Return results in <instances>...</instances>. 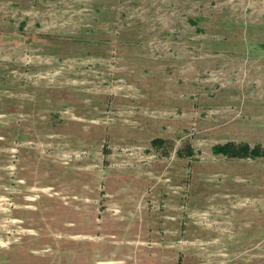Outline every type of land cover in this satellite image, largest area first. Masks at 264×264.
Returning <instances> with one entry per match:
<instances>
[{
    "label": "rangeland",
    "instance_id": "obj_1",
    "mask_svg": "<svg viewBox=\"0 0 264 264\" xmlns=\"http://www.w3.org/2000/svg\"><path fill=\"white\" fill-rule=\"evenodd\" d=\"M264 0H0V264H264Z\"/></svg>",
    "mask_w": 264,
    "mask_h": 264
},
{
    "label": "trees",
    "instance_id": "obj_2",
    "mask_svg": "<svg viewBox=\"0 0 264 264\" xmlns=\"http://www.w3.org/2000/svg\"><path fill=\"white\" fill-rule=\"evenodd\" d=\"M213 151L216 153H222L224 155L234 156V157H264V146H252L250 147L245 142L240 143H225L222 145H217L212 147Z\"/></svg>",
    "mask_w": 264,
    "mask_h": 264
}]
</instances>
